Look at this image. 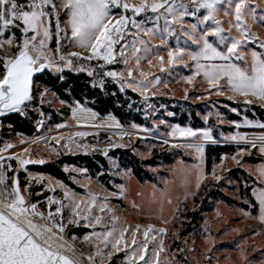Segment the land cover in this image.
I'll list each match as a JSON object with an SVG mask.
<instances>
[{
  "label": "rangeland",
  "instance_id": "374dc122",
  "mask_svg": "<svg viewBox=\"0 0 264 264\" xmlns=\"http://www.w3.org/2000/svg\"><path fill=\"white\" fill-rule=\"evenodd\" d=\"M18 2L26 3L27 0H18ZM129 2L139 3V0H129ZM249 5L256 8V18L253 19L251 14L246 13L244 23L253 34V38L244 41L237 49L238 53L246 57L247 64L251 60L252 51L264 54V48L261 47L264 43V20L259 19L264 15V0H249ZM223 8L224 5H221L217 18L221 20L225 34H228V20L231 19L233 24L235 20L234 16H225ZM121 14L127 16L129 22L124 29V38L113 45L114 62L106 63L98 58H84L92 55L91 49L81 48L71 38L70 27L65 23L67 17L62 12L60 16L62 31L59 35L56 33L55 20H52L51 39L47 41L45 53L51 59L53 66L45 70L59 74L64 69L72 67L84 68L91 73V85L100 91L117 89L125 96L124 98L127 92L134 94L136 101L133 112L140 111L142 123L129 121L123 125L112 114L99 115L79 102L61 103L63 100L51 88L40 85L36 92L37 105L30 101L27 106L22 107L23 111L27 109L38 111L41 118L39 126L30 136L7 132L8 136L3 138L0 145V153L4 154L11 165V188L12 178L15 177L26 202L36 204L37 211L45 215L49 211L55 213L58 207L57 204L49 206V197L61 201L65 205L61 209L66 224L64 237L87 256L93 257L95 264H130L134 252L136 256L132 264H145V260L151 261V264H264V222L258 218L259 204L253 196V190L259 191L264 188V179L261 178L264 153L259 151L258 144L253 148L249 144L242 143V140H231V136L236 133L240 135L245 130L251 129L245 125V120L254 124L264 123L253 117L254 115L259 117V113L253 109L255 102L252 100V103L246 104L244 97L229 101L218 96L215 90L223 89L224 81L221 80L216 87L210 86L203 71L197 74L195 62L187 55L182 60L169 64L168 47L174 49L177 46L175 37L169 39L168 46L161 45L147 54L141 51L133 56L130 45L137 30L132 26L131 20L133 18L137 21L144 20L146 16L154 14L148 12L133 17L131 11L113 9V23ZM203 14L202 10L200 15ZM184 22L190 24L196 21L192 17H186ZM160 23L162 24L163 21ZM145 27H152V24L146 23ZM175 27L180 37V46L187 47L188 51L197 50L196 45L191 41L185 45L186 37L180 33L178 26ZM12 31L16 34L14 45L22 43L23 36L19 29L13 28ZM31 35L32 33H29V36ZM230 35L240 37V33L234 27ZM9 36L11 32H5V38ZM140 38L148 40L143 34L137 39ZM209 40L215 43V37L210 36ZM150 43L160 45V40L152 39ZM125 45L128 47L125 48ZM137 47L142 46L138 43ZM122 48L125 49V56H121ZM221 50H225L223 46ZM17 51L14 46L4 45L0 48V57L13 56ZM73 52L80 55L72 56ZM61 56L65 57V60L62 61ZM125 57L129 60L128 64L124 63ZM136 57H140L138 66L135 62ZM158 57H163V61ZM66 61H71V64H67ZM231 62L245 66L244 61L237 60L235 56L232 57ZM211 63H221V61L201 60V64ZM56 66L61 70L57 71ZM1 69H4L2 59H0ZM129 69L132 70L131 77L128 75ZM108 72H115L118 75L113 78L106 75ZM188 78H192L191 83L188 82ZM129 84L132 86L130 87ZM122 86L123 91H121ZM142 86H146L147 91H143ZM133 88L137 90L134 91ZM45 89L48 91L41 102L40 92ZM226 101L235 105H230ZM77 104L80 109L87 111L82 112L78 109L74 117L73 108H76ZM18 113L23 114V112ZM168 113L173 115L169 116ZM6 114L0 115V128L1 119ZM182 115L183 124L172 121V118H180ZM162 120L164 123H160ZM236 124H240L241 127L237 128ZM176 125L182 128L191 127L193 130L211 128L213 138L218 141L216 144L232 143L248 147L232 156L223 157L214 167L215 175L212 172L208 178L210 182L217 184L222 193L234 201L226 202L219 197L208 201L207 209L200 214L197 225L192 226V230L188 233H181L186 228L183 222H187V219L179 216V211L184 204L187 205L188 210L194 209L193 197L205 182L206 175L203 158L195 149L180 145L204 143L207 146L213 143L184 137L179 133L173 136L170 133ZM78 132L84 135L77 136ZM8 144L14 147L7 148ZM125 149L131 150L141 160L150 158L154 151L168 153L171 163L166 165L164 160L159 158L153 166H145V169L153 174L154 180L140 183L132 175L126 160L125 166L119 163V153L115 152ZM250 154L261 159L256 163L245 161L243 157ZM75 155L87 156L98 164L100 163L97 158L100 157L104 159L106 165L100 166L91 174L84 166L61 164L60 168L71 182V185H68L47 173L37 172L21 165L17 159H8L18 156L23 160L54 164L65 156ZM233 157L235 159H232ZM235 168L239 172L240 180L243 178L240 170L255 180L252 190V196L258 204L255 214L251 213L250 205L246 210L240 205L243 203L239 195L240 181L227 176V173ZM198 180L199 188L196 187ZM213 187L216 188L215 186L210 188ZM66 190L70 193V200L65 199ZM0 199L4 200L5 197ZM74 202L80 203V209L77 210L80 212L79 216L72 214ZM89 206L90 210L86 211ZM245 212L250 215H244ZM85 216L87 219H84ZM95 217L100 218V223L96 222ZM30 218L51 226L50 221L40 220L39 217ZM175 218L177 225L174 223ZM55 219L59 220L61 216L58 215ZM70 219L75 220L76 223L67 224ZM137 225L140 226L138 230ZM150 225L151 230H149ZM113 227L115 231L112 237H109L107 246L103 237L97 239L92 235L93 232L105 233ZM124 229L127 231L124 232L122 242L117 245L119 249L117 250L112 247V243L120 239V233ZM159 229H165V232H160ZM145 231H148L147 240L143 235ZM133 232L136 233L135 237L132 235ZM73 236L77 239L73 240ZM85 236H90L91 239L85 241ZM133 239L136 241L135 244L132 243ZM145 243H147L145 260H140L141 253L137 250ZM98 252L100 255H97ZM156 253H159L158 257Z\"/></svg>",
  "mask_w": 264,
  "mask_h": 264
},
{
  "label": "snow or ice",
  "instance_id": "6c2138e0",
  "mask_svg": "<svg viewBox=\"0 0 264 264\" xmlns=\"http://www.w3.org/2000/svg\"><path fill=\"white\" fill-rule=\"evenodd\" d=\"M221 5H224L223 11L225 16H234L235 23L228 20V34L221 26L222 22L217 18L221 11ZM113 9H122L124 12L131 11L133 17L141 13H152L154 15L146 16L144 20H131L132 26L136 28L131 41V52L135 56L136 53L143 51L145 54L151 52L153 48H159L161 45L168 46L170 38H176L177 46L173 49L168 47V63L182 60L185 55L196 64L197 74L202 70L204 77L212 87H216L221 79L226 78L227 84L231 91L245 98V103H252L255 98L264 102V54L256 51L251 52V65L247 64L246 57L237 52L244 41L252 39L253 34L244 23L245 14L249 13L256 18V8L250 7L249 0H139V3H130L129 0H27L26 3H19L18 0H0V48L4 45L16 47L17 53L13 56L0 57L3 60L4 72L0 76V115L5 111L23 112L22 105L34 99V90L39 88L36 84L34 76L42 73L46 68L52 65L51 59L46 55L45 49L47 41L51 39L52 20H55L56 33L62 31L60 27V16L63 12L67 19L65 23L70 27L71 38L81 47L91 49L92 55L84 57L85 59L98 58L106 63H113V45L124 38V29L129 22V18L123 14L113 23ZM203 15H200L201 11ZM192 17L195 23L186 24L185 18ZM264 20V15L259 17ZM163 21L161 24L160 22ZM151 23L152 27H145L146 23ZM211 22V23H209ZM203 25V27H201ZM180 33L186 37L185 45L188 41L196 45L195 51H188L187 47L180 46V37L177 35V28ZM235 28L240 37L230 35L231 29ZM13 28L19 29L23 36L22 43L15 44L16 34ZM66 31V30H65ZM5 32H11V36L5 38ZM29 33H32L29 36ZM143 34L148 40L142 38L137 39ZM215 37V43L209 40V37ZM158 38L160 45H151V40ZM142 47H137V44ZM221 46L225 50H221ZM128 45H125V48ZM264 48V43L261 44ZM103 50V51H101ZM59 51V48H57ZM72 56H79V53H71ZM121 56H125V49H121ZM237 60L244 61L245 66L232 63V57ZM63 61L65 57L61 56ZM163 61V57H158ZM201 60L221 61V63H211L208 65L201 64ZM127 57L124 63L128 64ZM137 66L140 63V57H136ZM71 64V61H66ZM151 63V61H149ZM187 66V65H185ZM56 70L60 71V67L56 66ZM91 75V73H89ZM106 75L116 78L117 73L108 72ZM129 77L132 76V70L128 71ZM143 75V73H141ZM192 78H188L191 83ZM131 87L132 85L129 84ZM143 91H147L146 86H142ZM133 90H137L133 88ZM48 89L40 92V99L43 102ZM123 91V86L121 87ZM221 92L217 91V95ZM233 97H229L232 99ZM61 103H65L61 101ZM264 106V103H262ZM80 109L77 104L73 108V116L75 117L77 110ZM235 111V109H233ZM94 115V114H93ZM169 116L173 113H168ZM207 119V117L205 118ZM164 123V121H160ZM245 125L249 127H259L264 129V123L254 124L252 121L245 120ZM63 125H61L62 127ZM136 127V125H133ZM236 127H241L236 124ZM144 131H151L144 129ZM179 133L184 137H193L205 142L213 144L218 143L212 136V129L193 130L191 127L182 128L176 125L172 128L171 135L175 136ZM199 133V135H198ZM77 136H83L84 133H76ZM227 139V138H225ZM231 140H244L251 147L255 148L256 140L261 142L259 151L264 153V134L248 140L246 136L239 134L231 136ZM167 143V141H165ZM190 149H195L201 158L204 156V143H188L180 145ZM7 148L14 147L8 144ZM27 151V150H25ZM4 157L0 156V161ZM17 159L21 165L35 163L36 161H28L17 157H9ZM232 159H235L233 157ZM44 163V161H39ZM238 163V161H237ZM4 165L0 164V185H5L6 176L2 171ZM11 168V165H8ZM213 175L215 172L213 171ZM219 179V177H216ZM261 178L264 179V169L261 170ZM198 180L196 187L199 188ZM27 191V189H25ZM0 195H4L0 191ZM65 199H71L69 191L64 192ZM253 196L259 204V219L264 222V188L259 191L253 190ZM93 201L95 197H92ZM75 203V202H74ZM48 204H57L56 212L49 211L47 215L37 211L36 204H28L25 197L21 194L18 180L12 178V191L7 193L4 200H0V264H83L80 256L76 254L75 249L69 244L63 233L66 231V224L62 218L61 209L65 205L56 199L48 198ZM80 203H75L73 216H79ZM90 210V206L88 209ZM61 219L56 220V216ZM244 215H250L245 212ZM30 217H39L40 220L51 222L48 224H40L34 222ZM84 219H87L85 216ZM97 223L100 218L95 217ZM75 220H68L67 224H74ZM139 225L136 226L137 230ZM152 226H149L151 230ZM115 228L105 233L93 232L92 235L97 239L103 237L105 246L109 243V237H112ZM124 229L120 233V239L112 243L113 248H117L124 236ZM165 232V229H159ZM135 237L136 233H132ZM147 240L148 231L143 234ZM73 240L77 237L73 236ZM90 236H85L84 240H90ZM155 239V237H153ZM136 243L135 239L132 241ZM162 244V242H161ZM117 250H119L117 248ZM147 250L145 243L139 251L140 260H145L144 252ZM161 251L163 248L161 247ZM97 255H100L98 252ZM157 257L159 253H156ZM136 253L130 260V264L135 260ZM89 262L93 261V257H88ZM145 264H151V261L145 260Z\"/></svg>",
  "mask_w": 264,
  "mask_h": 264
},
{
  "label": "trees",
  "instance_id": "16d2710c",
  "mask_svg": "<svg viewBox=\"0 0 264 264\" xmlns=\"http://www.w3.org/2000/svg\"><path fill=\"white\" fill-rule=\"evenodd\" d=\"M4 69L0 70V76H2ZM34 80L37 85H43L51 88L58 97L67 102L74 103L79 102L84 104L97 112L99 115L112 114L116 117L119 122L126 125L129 121L141 124L143 119L140 111L136 110L133 112V106L136 101V96L130 92H127L126 98L118 90L111 88L109 91L102 92L99 89L91 85L92 76L84 68L72 67L70 69H64L59 74H53L47 70L42 73H37L34 76ZM113 90V93L111 92ZM37 89L34 90V99L32 102L37 105L36 97ZM132 98V99H130ZM230 105H235L232 102L226 101ZM27 106V104L25 105ZM40 109V106L38 107ZM253 109L259 113L261 119H264V110H261L258 106H253ZM234 117V116H233ZM232 119V116H231ZM41 118L37 110H24L23 114L20 115L18 112H8L1 119L0 128V145L4 137H7V132L11 134L20 133L26 136H30L34 133L36 128L39 126ZM173 122L184 123V116L180 118H172ZM247 131V130H245ZM253 131V129L248 130ZM248 147L241 144H209L205 146L203 156V166L205 169L206 179L201 184L200 189L193 197L194 209L188 210L187 205L184 204L179 211V216L187 219V222H183L186 228L181 233H188L192 230V226L197 225L200 218V214L207 209L208 201L217 197L223 199L226 202H233L229 196L222 193L217 187V184H213L208 180L209 176L214 170V167L218 165L223 157L232 156L239 150H246ZM115 153H119V163L127 165L131 168V173L135 179L142 183L144 181L154 180V176L151 172L145 169V166H153L156 160L162 158L166 165L171 163V158L168 153L156 152L152 154L150 158L141 160L136 157L131 150H117ZM243 159L250 163H256L261 158L248 155L244 156ZM97 160L100 164L94 162L87 156H65L57 161V163H43L42 165H34L30 167L31 170L37 172L47 173L54 178L63 181L64 183L71 185L67 175L60 168L61 164H72L76 166L86 167L91 174L94 170L105 166L106 163L103 158L98 157ZM127 161L126 163L124 161ZM243 178L240 180L238 170L232 169L227 173V176L235 181H240L239 184V195L243 200L240 204L241 207L246 210L248 205L251 206V213L255 214L258 208L257 201L252 196V190L254 186V178L248 175L243 170H240ZM103 176H101L102 179ZM106 183V182H105ZM108 185V183H106ZM215 186L216 188H210ZM177 219L175 218L174 223L177 225Z\"/></svg>",
  "mask_w": 264,
  "mask_h": 264
},
{
  "label": "crops",
  "instance_id": "0c3cea01",
  "mask_svg": "<svg viewBox=\"0 0 264 264\" xmlns=\"http://www.w3.org/2000/svg\"><path fill=\"white\" fill-rule=\"evenodd\" d=\"M204 65H206V64H204ZM250 65H251V60L249 61V63H248V66L250 67ZM202 71V70H201ZM222 81H224V85H223V89H216V88H214V89H216L215 90V93L217 92V90L218 91H220L221 92V94L220 95H218V96H222V98H226L227 100H229V101H233V100H236L237 98H239V97H242V96H239V95H237L236 93H234L233 91H231V89L229 88V86H228V84H227V79L226 78H224V79H221ZM220 80V81H221ZM219 81V82H220ZM229 97H233L232 99H229ZM250 99H252L254 102H255V106H258L261 110H264V106H262V103H264V102H261L260 100H258V99H255V98H250ZM255 111V110H254ZM256 112V111H255ZM253 115V114H252ZM252 117V116H251ZM253 117H256L258 120H260V121H263L264 122V119H261L260 118V116L258 117V116H253ZM251 129H253V131H245V132H243L242 134H240L241 136H246L247 137V139L248 140H252L254 137H258L259 135H262V134H264V129H261V128H259V127H257L256 129L255 128H252L251 127ZM251 129H249V130H251ZM237 134V133H236ZM235 134V135H236ZM242 143H246L244 140H242ZM232 144V143H231ZM247 144V143H246ZM256 144H258V145H260L261 144V142L259 141V140H256ZM248 145V144H247Z\"/></svg>",
  "mask_w": 264,
  "mask_h": 264
},
{
  "label": "built area",
  "instance_id": "2783aa9c",
  "mask_svg": "<svg viewBox=\"0 0 264 264\" xmlns=\"http://www.w3.org/2000/svg\"><path fill=\"white\" fill-rule=\"evenodd\" d=\"M0 156L4 157V159L2 161H0V164H3L4 165L2 171H4L5 176H6L5 185H0V191H2L4 193V195H0V198H1V197H6L7 193H9V192L12 191V188H11V185H10V181H11V168L8 167V165L10 163L8 162V160L4 156V154L0 153Z\"/></svg>",
  "mask_w": 264,
  "mask_h": 264
},
{
  "label": "water",
  "instance_id": "95a60500",
  "mask_svg": "<svg viewBox=\"0 0 264 264\" xmlns=\"http://www.w3.org/2000/svg\"><path fill=\"white\" fill-rule=\"evenodd\" d=\"M28 102L25 103V105L27 104ZM25 105H22L21 107H24ZM4 113H8V111H5ZM28 161H35V160H28ZM43 163H39V161H36L35 163H28V164H25L24 166L25 167H32L34 165H42ZM1 200V199H0ZM34 222L36 223H40V224H46V223H43V222H39V221H36L34 220ZM65 238V237H64ZM65 240L71 244L73 246V248L75 249V252L77 255L80 256L81 260L83 261V264H95L93 261L92 262H89L88 260V257L84 252H82L81 250L77 249L67 238H65Z\"/></svg>",
  "mask_w": 264,
  "mask_h": 264
}]
</instances>
